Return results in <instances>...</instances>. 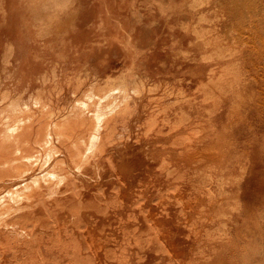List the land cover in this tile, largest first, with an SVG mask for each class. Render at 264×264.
Masks as SVG:
<instances>
[{
  "label": "bare ground",
  "instance_id": "1",
  "mask_svg": "<svg viewBox=\"0 0 264 264\" xmlns=\"http://www.w3.org/2000/svg\"><path fill=\"white\" fill-rule=\"evenodd\" d=\"M107 1L93 4L100 26L80 21L88 0L2 1L0 264H158L157 251L182 238L163 225L171 217L188 221L198 206L209 230L226 229L260 193L261 80L249 82L251 93L221 81L207 92L222 101L208 106L207 40L194 39L190 25L170 27L180 36L170 45L143 37L130 29L132 5ZM211 1L212 39L237 44L221 67L262 63L264 73V0ZM208 187L211 206H201Z\"/></svg>",
  "mask_w": 264,
  "mask_h": 264
},
{
  "label": "rangeland",
  "instance_id": "2",
  "mask_svg": "<svg viewBox=\"0 0 264 264\" xmlns=\"http://www.w3.org/2000/svg\"><path fill=\"white\" fill-rule=\"evenodd\" d=\"M2 1L3 0H0V6L2 5ZM61 1L63 0H52L51 5H49H53L54 7L55 3V7L57 8H59L60 5L61 7L68 6L64 4L69 0ZM82 1L84 2V0ZM111 1L112 0H110L109 3L108 0L106 3H103V5H110V7H112ZM162 1L163 0H118V2L123 3L124 6L125 4L132 5L137 13L131 23L125 21L124 24L129 23L133 25L135 22L136 27L132 26L130 29H135L136 32L143 35V37L149 36L150 39L153 40L168 41V45L172 44L174 38L176 39L177 36H179L178 32L172 33L170 27L173 26L178 28L184 26L189 27L190 25L191 30L194 31V39H200L201 37L202 40H207L206 49L203 51L205 72L203 88H206L204 100H206L208 106L222 101L220 96L212 95L207 92L209 89L217 90L221 87V81H233L236 87L251 93L252 88L249 86V82L252 79H259L261 83L255 88V94L260 93L258 89H264V82H262V80H264V73L261 69L262 63H260L259 69L255 70L254 66L251 68V71L241 70L238 72L232 67H221L222 57H227L237 44L231 42L224 48H219L218 42L220 39H212L215 37V22H217L218 19L213 14L204 17V14L210 12V10L204 9L210 7V4H212L211 0H164L163 5L161 4ZM58 2L61 4H58ZM79 2L73 9H77ZM94 3L95 0H88L86 4L84 2L85 11L83 15L85 17L80 21H83V23L87 25L96 24L100 26L104 24L102 20L103 15L98 13L94 14ZM114 3L113 1V4ZM29 4L33 3H30V0H17L16 2L17 6H27ZM191 5L193 6L191 7ZM162 6L165 7L163 8ZM123 11L124 8L121 11L122 13L119 14L124 18L125 14ZM184 11L191 12L192 16L182 17ZM131 12L130 15L132 16ZM177 15L185 19H181L178 23ZM194 24L196 25L194 26ZM195 28L198 30L196 31ZM130 29L128 31H130ZM195 32L200 33V37L198 36L199 38L196 37ZM102 39V37L95 38V40L99 42H101ZM121 67L122 66H118L117 69ZM213 72H215L214 75H209L210 73L213 74ZM213 127V123L208 120L206 124L208 137L212 136ZM191 137H194V134H192ZM219 166L220 164L217 162L216 168H219ZM213 169L214 168H207L206 171L209 172ZM263 183L264 181L259 178L256 187L259 188L260 193L256 197L253 207L239 215L236 213L234 219L224 226H228L226 229L209 230L208 223L205 220L200 221L196 215L199 208L198 206L192 207L189 213H187L188 221L171 217L172 219L164 222L163 225L169 223L173 228H176L180 232L179 234L182 238L167 244L164 249H159L157 251V257L159 259L158 264H264V258H260L257 255V243L260 247H264V237H262L264 236V192L261 191ZM213 194L214 191L208 187L206 189V194L199 198L200 205L210 207ZM235 205L236 200L234 196L232 204L228 205L229 212L232 207L235 208ZM219 210L223 209L219 207ZM243 225H246L247 228L250 229V233H248L247 236H243L238 232L239 228L243 227ZM216 240L221 241V244H219V242L217 243ZM244 249H246V251ZM253 249L257 251H253ZM142 264L147 263L142 261Z\"/></svg>",
  "mask_w": 264,
  "mask_h": 264
}]
</instances>
